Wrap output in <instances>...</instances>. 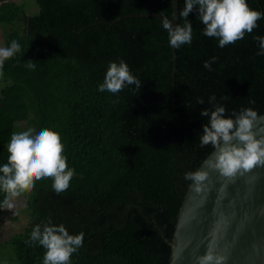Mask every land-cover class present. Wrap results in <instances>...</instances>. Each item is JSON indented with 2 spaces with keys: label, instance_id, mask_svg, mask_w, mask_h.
Instances as JSON below:
<instances>
[{
  "label": "trees",
  "instance_id": "obj_1",
  "mask_svg": "<svg viewBox=\"0 0 264 264\" xmlns=\"http://www.w3.org/2000/svg\"><path fill=\"white\" fill-rule=\"evenodd\" d=\"M178 3L180 13L185 0ZM247 4L264 14V0ZM147 13L172 19V0H0L4 46L15 40L21 48L1 64L0 127L9 117L33 136L58 132L73 170L61 193L47 177L14 197L30 217L2 242L17 264H44L46 249L31 233L49 220L84 234L69 264H170L191 183L185 174L214 149L201 146L208 123L201 110L218 103L225 118L243 108L264 113V55L254 39L264 37V15L252 33L221 48L193 11L192 42L174 53L160 19ZM212 57L210 71L204 62ZM121 60L141 89L99 91L109 64ZM7 195L0 188V213Z\"/></svg>",
  "mask_w": 264,
  "mask_h": 264
},
{
  "label": "clouds",
  "instance_id": "obj_2",
  "mask_svg": "<svg viewBox=\"0 0 264 264\" xmlns=\"http://www.w3.org/2000/svg\"><path fill=\"white\" fill-rule=\"evenodd\" d=\"M193 11L197 12V19L204 25L203 34L217 38L221 48L243 39L246 32L252 33L257 21L264 15L250 9L247 0H185V6L179 13L183 24L174 26L175 16L170 19L167 15H160L162 19L159 18L168 33L170 46L179 49L191 44L193 27L188 17ZM254 39L260 50L257 54L264 55V37ZM20 50V44L15 40L10 47L0 48V63ZM217 59L212 57L205 61L204 67L211 71ZM27 67L34 69L35 64L29 60ZM131 85H135L136 89L142 87L141 81L121 60L109 64L99 91L116 94ZM215 100L213 95L209 102ZM198 103L203 104V99ZM225 113L226 108L218 103L212 109H202L200 113L202 117H208V123L202 126L201 146L211 145L215 149V159L207 162L208 167L230 177L240 170L248 171L258 164L264 165V138L258 139L253 132L254 122L259 118L257 111L252 108H243L238 113L234 111V119L225 118ZM7 150L8 162L0 167V173H3L0 188L8 194L4 200L7 209L14 207L11 198L31 190L35 182L43 178H53V189L57 193L68 189L73 170L68 168L58 132L43 129L34 136L31 130L13 133ZM185 179L196 182L199 191V184L207 179V173L202 170L189 172L185 174ZM83 240V233L70 235L64 225H53L51 220L36 225L31 233V241H38L46 249L44 264H69L72 254L83 246ZM224 260L225 257L214 255L210 246L207 254L199 258V264H224Z\"/></svg>",
  "mask_w": 264,
  "mask_h": 264
},
{
  "label": "water",
  "instance_id": "obj_3",
  "mask_svg": "<svg viewBox=\"0 0 264 264\" xmlns=\"http://www.w3.org/2000/svg\"><path fill=\"white\" fill-rule=\"evenodd\" d=\"M172 8L175 26L178 0H172ZM145 15L162 19L157 13ZM258 117L253 132L259 139L264 138V113ZM214 159L215 149L197 170L207 173L200 190L191 181L185 193L171 241L170 264H199L210 246L214 255L225 257L224 264H264V165L226 177L208 167L207 162Z\"/></svg>",
  "mask_w": 264,
  "mask_h": 264
},
{
  "label": "rangeland",
  "instance_id": "obj_4",
  "mask_svg": "<svg viewBox=\"0 0 264 264\" xmlns=\"http://www.w3.org/2000/svg\"><path fill=\"white\" fill-rule=\"evenodd\" d=\"M23 2L24 0H15ZM32 1V0H31ZM33 8H30L32 10ZM0 48H5L4 39L0 29ZM1 64L0 63V79H1ZM16 123L12 118H6L5 124L0 127V159L8 162L7 145L11 140L13 133H20L26 129L15 130ZM19 129V128H18ZM14 207L9 210L5 206L0 213V264H17L14 259V253L10 248H3L2 242L7 240L11 234L21 232L29 225L30 217L23 208V201L21 198L11 199Z\"/></svg>",
  "mask_w": 264,
  "mask_h": 264
}]
</instances>
